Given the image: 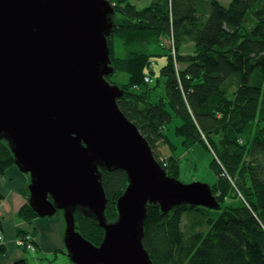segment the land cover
Instances as JSON below:
<instances>
[{"label":"trees","instance_id":"trees-1","mask_svg":"<svg viewBox=\"0 0 264 264\" xmlns=\"http://www.w3.org/2000/svg\"><path fill=\"white\" fill-rule=\"evenodd\" d=\"M108 1L115 13L107 37L114 71L105 78L123 90L119 109L168 176L179 173L164 132L172 113L180 119L175 134L182 143L203 145L216 163V219L197 213L206 206L183 203L161 212L159 205H147L142 244L152 264H264V0H148L141 6ZM188 44L192 49L184 52ZM159 57H166L159 72L165 94L150 102ZM114 73L124 74L122 83L110 80ZM146 75L151 81H144ZM12 165L13 153L0 139V173ZM101 174L109 221L127 173ZM186 212L193 214L188 233L182 228ZM18 216L31 221L37 213L25 203ZM74 218L75 229L99 245L103 229L79 211ZM200 218L206 227L197 229ZM11 264L28 263L22 258Z\"/></svg>","mask_w":264,"mask_h":264},{"label":"water","instance_id":"water-1","mask_svg":"<svg viewBox=\"0 0 264 264\" xmlns=\"http://www.w3.org/2000/svg\"><path fill=\"white\" fill-rule=\"evenodd\" d=\"M114 14L108 0H0V139L30 177V208L41 218L62 210L72 264H152L148 204L219 207L208 183L168 176L119 109L123 90L105 78ZM115 169L128 185L108 221L101 170ZM77 211L103 229L99 245L75 229Z\"/></svg>","mask_w":264,"mask_h":264},{"label":"crops","instance_id":"crops-1","mask_svg":"<svg viewBox=\"0 0 264 264\" xmlns=\"http://www.w3.org/2000/svg\"><path fill=\"white\" fill-rule=\"evenodd\" d=\"M181 154L182 152L175 156L176 159H179ZM29 183L28 174L21 172L16 165L9 166L0 173V264H11L15 260L26 259L27 250L17 242L18 230L32 233L36 250L29 252L32 253L35 264H42L39 259L46 264H52L57 254L65 249L62 240L65 223L61 215L45 218L36 216L31 221L18 216L19 209L28 203ZM26 262L28 263L27 259Z\"/></svg>","mask_w":264,"mask_h":264},{"label":"rangeland","instance_id":"rangeland-1","mask_svg":"<svg viewBox=\"0 0 264 264\" xmlns=\"http://www.w3.org/2000/svg\"><path fill=\"white\" fill-rule=\"evenodd\" d=\"M131 1L136 3L138 6H141L144 3L146 4L149 3L148 0H131ZM112 22H113V19H112ZM191 49L192 47L189 44L187 46L182 47V50L184 52L191 51ZM165 63H166V57H159L156 59L154 73L152 74L155 80V83H154L155 87L147 91V98L150 102H157L158 99L160 97H163L165 94V86H164L165 78L159 73L160 68L164 66ZM110 78L112 82H117V83H122L121 81L125 79L124 74H121V73H114ZM141 89L143 90L145 89V87L141 86ZM177 121L178 123H176ZM179 123H180L179 117H176V115L172 113L171 120L164 127V132L165 134H167L168 139H170L172 143V147L170 149L171 153L175 152L177 156L178 154L182 152L181 157L177 159L178 160V171H179L177 179L185 183H191L193 181H198L202 183L205 182V183H208L211 187L216 181V163H215L214 155L207 148H205L203 145L197 142L191 143V145H188V146L184 145L182 143L183 139H181L179 136L175 134V126H178ZM164 150H166V148H164ZM157 152L159 155L160 154L162 155L161 150H158ZM219 211H220L219 209L212 210V209L206 208L205 210H200L197 213H199L201 216L205 217L206 219L209 217L216 219V217L220 213ZM116 214H117V210H116ZM56 215H62V210H58L55 216ZM192 217H193L192 213L186 212L183 215L182 228L186 233L190 231L189 230L190 226L188 222L190 219H192ZM115 218H113V220ZM200 220H201V224H199V226L201 227L197 226L196 227L197 229H202L206 227L204 225L205 223L203 222L202 218H200ZM75 226H76V221H75ZM25 250H27L25 251L26 252L25 255H26V259L28 263L35 264L33 263L34 259L31 256L32 253L29 252L30 250L26 249V247H25ZM64 250L57 254V257L54 259V261H52L53 255H51L52 264H72V262L70 261L69 257L67 256ZM42 257L43 256H41V258ZM41 260L42 259H39V261L42 262V264H46L45 261L43 260L41 261Z\"/></svg>","mask_w":264,"mask_h":264},{"label":"built area","instance_id":"built-area-1","mask_svg":"<svg viewBox=\"0 0 264 264\" xmlns=\"http://www.w3.org/2000/svg\"><path fill=\"white\" fill-rule=\"evenodd\" d=\"M144 81L149 82L151 81V79L149 76L146 75ZM1 242H2V234L0 232V243ZM17 242L23 245L24 247H26V249L30 250V252H34L36 250L33 235L30 232H25L24 235L17 240Z\"/></svg>","mask_w":264,"mask_h":264},{"label":"clouds","instance_id":"clouds-1","mask_svg":"<svg viewBox=\"0 0 264 264\" xmlns=\"http://www.w3.org/2000/svg\"><path fill=\"white\" fill-rule=\"evenodd\" d=\"M23 235H24V234H23ZM23 235H22V236H23ZM22 236H18V237H19V239H20Z\"/></svg>","mask_w":264,"mask_h":264}]
</instances>
